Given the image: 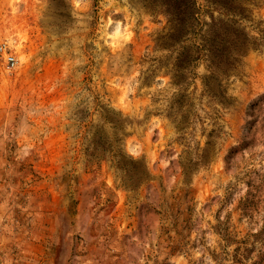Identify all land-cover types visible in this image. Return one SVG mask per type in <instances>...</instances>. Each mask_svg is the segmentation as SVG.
<instances>
[{
	"label": "rangeland",
	"instance_id": "374dc122",
	"mask_svg": "<svg viewBox=\"0 0 264 264\" xmlns=\"http://www.w3.org/2000/svg\"><path fill=\"white\" fill-rule=\"evenodd\" d=\"M160 6L0 0V264H264V0Z\"/></svg>",
	"mask_w": 264,
	"mask_h": 264
},
{
	"label": "trees",
	"instance_id": "16d2710c",
	"mask_svg": "<svg viewBox=\"0 0 264 264\" xmlns=\"http://www.w3.org/2000/svg\"><path fill=\"white\" fill-rule=\"evenodd\" d=\"M209 3L214 5V7L219 11H222L226 16H244L236 10V7H234V0H227L225 2L209 0ZM160 10L169 18V20L176 21L182 16H185L193 22V26L197 21L196 14L198 12L196 11V0H161ZM210 36L213 38V42L209 45L211 49H218L219 46H223L226 50H238L243 49L245 46L241 41H239L235 34H226V39L224 42L220 43L215 42V40L219 37L216 31L215 33L211 32Z\"/></svg>",
	"mask_w": 264,
	"mask_h": 264
},
{
	"label": "built area",
	"instance_id": "2783aa9c",
	"mask_svg": "<svg viewBox=\"0 0 264 264\" xmlns=\"http://www.w3.org/2000/svg\"><path fill=\"white\" fill-rule=\"evenodd\" d=\"M0 63L8 70H14L18 66V59L9 47L7 39L0 34Z\"/></svg>",
	"mask_w": 264,
	"mask_h": 264
},
{
	"label": "bare ground",
	"instance_id": "6f19581e",
	"mask_svg": "<svg viewBox=\"0 0 264 264\" xmlns=\"http://www.w3.org/2000/svg\"><path fill=\"white\" fill-rule=\"evenodd\" d=\"M20 51V50H19ZM25 61V60H24Z\"/></svg>",
	"mask_w": 264,
	"mask_h": 264
}]
</instances>
